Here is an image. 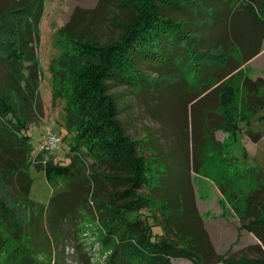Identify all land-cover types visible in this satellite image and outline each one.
<instances>
[{"label":"trees","instance_id":"obj_1","mask_svg":"<svg viewBox=\"0 0 264 264\" xmlns=\"http://www.w3.org/2000/svg\"><path fill=\"white\" fill-rule=\"evenodd\" d=\"M15 1L0 8V57L9 70L7 84L0 85V163L7 166L6 170L0 168V178L6 182L15 175L18 190L14 192L19 198L16 202H28L33 183L29 167L35 166L45 172L50 183L70 191L81 186L87 206L95 202L101 206L98 212L103 229L98 230L97 241L107 258L104 264H176L177 260L180 264L190 261L213 264L214 248L204 228L196 226L201 223L194 212L195 200L190 196L184 197V201L179 198L176 207L188 208L187 221L194 223L200 234L185 232L187 226L179 224L181 219H174L168 223L167 229L159 230L158 225L152 226L142 217V213L151 209L149 199L144 195L146 162L138 152V142L126 133L120 120L123 96L117 94L115 87H125L141 98L140 95L148 96L155 84L159 85L160 81L164 82L172 75L185 91L188 86V90L198 91L197 97H193V101H197L195 107L210 96L217 97V103L210 104V135L223 126L242 130V126L230 120L229 108L235 102L233 77L239 69L232 54L234 47L244 50L242 43L253 35L244 34L245 31L237 34L232 22L238 17L251 20L255 41L257 31L264 29V0H115L116 6L127 13L126 19L118 22L121 36L105 45L94 39L90 44H81V54L84 58L87 56V61L72 70L73 93L68 98L63 96L66 100V127L73 134L67 153L68 164L50 155L59 146L57 149L42 148L43 139L39 155L33 157L28 134L30 122L20 118L9 102L11 94L25 92L28 94L23 103L28 106L35 104L41 73L34 51L40 44L43 2ZM65 30L67 34L78 37L66 27L61 33L64 34ZM249 50L251 53L252 49ZM242 55L244 61L251 57L244 51ZM161 57L164 60L159 62ZM58 61L56 59L54 63ZM169 65L173 68L166 71ZM192 71L195 72L194 82L199 87H191L185 81V72L190 74ZM152 77L161 80L151 83ZM257 83L264 85V80ZM256 84L250 85L255 86L254 94L259 95L260 100L255 105L263 107L261 86L258 88ZM136 100L134 106L142 108L140 112L144 113V107ZM203 138V133L198 134V140ZM107 167L121 175L107 178ZM107 180L112 182L108 188L117 189L126 183L129 187L114 197L116 202L111 201L110 208H102L99 195L105 191L103 182ZM8 186L12 188L10 182ZM261 196V193L252 192L246 197L249 207L242 223L257 237L261 234L260 239L264 243V215L262 217L260 213L264 211V204L263 210L253 208ZM8 203L0 197V247L5 244L3 230L10 231L16 238L21 234L12 231L16 214L14 206ZM74 213L70 209L61 218L68 220L66 230L73 227ZM130 214L135 218L126 216ZM183 217L180 214L179 218ZM18 227L20 229L21 225ZM63 229L60 227L61 234L65 232ZM69 239L65 235L66 242ZM73 255L72 264H87L86 255ZM232 259L220 260L222 264H264V258ZM24 262L32 264L29 257Z\"/></svg>","mask_w":264,"mask_h":264},{"label":"rangeland","instance_id":"obj_2","mask_svg":"<svg viewBox=\"0 0 264 264\" xmlns=\"http://www.w3.org/2000/svg\"><path fill=\"white\" fill-rule=\"evenodd\" d=\"M16 2L19 3L18 0ZM41 2L40 44L34 51L41 69L38 99L36 96L35 104L28 106L23 103L28 94L24 92L21 95L11 94L9 102L20 118L30 122L27 123L33 157L39 155L41 140L50 131L59 139V148L50 155L68 164L67 153L73 134L66 127L64 97L68 98L73 93L72 70L75 71L76 67L87 61V56L84 58L81 54V44H90L93 39L102 45L117 41L122 34L118 22L126 19L127 13L116 6L115 0ZM10 3L13 0H0V8ZM233 22L237 34L245 31L244 34L253 35L251 20L238 17ZM65 27L78 37L67 34L66 30L62 34L61 30ZM242 45L244 50L239 51L234 47V54L231 53L237 59L239 69L233 77L235 102L229 110L230 120L243 123L246 133L223 126L210 135V104L217 103V97L210 96L195 107L197 101H193V97H197L198 91L188 90L190 86L185 91L172 75L164 82L152 77L151 83L160 81V84H155L148 96L140 95L141 98L133 95L129 89L125 90V87H115L117 94L123 96L120 120L126 133L138 142V152L146 162L144 195L149 199L151 209L142 213V217L152 226L158 225L159 230L167 229L172 220L181 219L179 224L186 225L185 232L191 235L200 234L196 226L201 225L213 244L224 251L234 237L233 232L240 227L236 210L240 209L249 191L264 178V106L255 105L260 100L259 95L254 94L255 86L250 87L258 80H264V66L257 58L244 61L243 51L249 55L250 50L248 44ZM56 59L59 61L54 63ZM163 60L161 57L159 62ZM173 66L176 67L175 64ZM173 66L169 65L165 70L171 71ZM187 73L185 81L188 85L199 87L194 82L195 72ZM8 79L9 70L0 57V85H6ZM256 85L258 88L261 86L260 96H264V85ZM135 100L144 107V113L140 112L142 108L134 106ZM200 133L204 134V138L198 140ZM254 134L261 136L260 142ZM0 168L6 170L7 166L0 163ZM29 174L33 183L26 203L16 202L19 198L14 192L18 190L15 175L6 182L0 178V197L15 208L14 224L12 219L10 221L12 231L21 232L16 238L10 231L3 230L5 244L0 247V264H24L27 257L32 264H72L73 253L78 257L86 255L87 264H104L107 258L97 241L98 230L103 229L98 212L101 206L96 202L87 206L86 194L81 186L70 191L64 186L50 183L45 172L35 166L29 167ZM105 174L107 178L121 175L108 167ZM111 184L108 180L103 182L105 191L99 195L102 208H110L111 201L116 202L114 197L129 187L126 183L117 189L108 188ZM189 196L195 200L194 212L201 223L196 226L187 221L189 210L186 206L180 209L176 207L179 198L184 201V197ZM239 201L241 204H238ZM70 209L75 212L72 215L74 222L72 229L69 227L66 230L68 220L61 218ZM180 214L184 217L179 218ZM126 216L135 218L133 214ZM60 227L65 229L63 234ZM65 235L70 238L67 242ZM179 262L177 260L176 264ZM187 264L198 262L190 261Z\"/></svg>","mask_w":264,"mask_h":264},{"label":"crops","instance_id":"obj_3","mask_svg":"<svg viewBox=\"0 0 264 264\" xmlns=\"http://www.w3.org/2000/svg\"><path fill=\"white\" fill-rule=\"evenodd\" d=\"M257 32H258V37L255 38V41L253 39L254 33H253V37L249 41H248V39L245 41V45L248 44V49H252V51L250 53L251 57L246 62L252 61V60L257 58V59H260V62L264 66V57H263L264 56V52H263L264 51V48H263V46H264V29L263 30L259 29ZM256 40H258V42ZM238 125L243 127V129L239 130L238 133H246V130H245L246 126L243 123H239ZM235 134H237V133H235ZM255 138H256V140H258L260 142L261 136L259 134L255 135ZM260 166H261V164H260V162H258L257 167H259V169H260ZM220 186H222V185H220ZM252 192L262 194L259 201L254 202L255 204H254L253 208H257L258 210H263L262 204H264V178L262 181H260L258 183V186H256L255 188H252L247 195H250ZM245 200L242 201V205L240 206L239 211L236 210V208H235V210H236L235 214H237V218L239 219V222H241V223H240L239 229L236 228L235 233L233 232L234 237L232 238V240L228 244V247L226 248L225 251L222 250L221 248L215 246L213 244L209 234H208L209 239L211 241V244L214 248V254L212 255V258L214 261H211L213 264L215 262H220V264H222L220 259L224 258L227 260L229 257H231L235 260L237 258H240V257H246L249 260H262L264 258V243H262V241L260 239L261 234L259 237H257L253 232L246 229V227H244L243 223H242L243 219L247 215V210L249 207ZM238 204H241V201H239ZM259 212L260 211H258V213ZM260 213H261V216L263 217L264 211H262ZM198 219H199V217H198ZM187 263H190V262H183L182 264H187Z\"/></svg>","mask_w":264,"mask_h":264},{"label":"built area","instance_id":"obj_4","mask_svg":"<svg viewBox=\"0 0 264 264\" xmlns=\"http://www.w3.org/2000/svg\"><path fill=\"white\" fill-rule=\"evenodd\" d=\"M59 139L55 134H52L50 131H48L43 136V146L44 149H57L59 146Z\"/></svg>","mask_w":264,"mask_h":264}]
</instances>
